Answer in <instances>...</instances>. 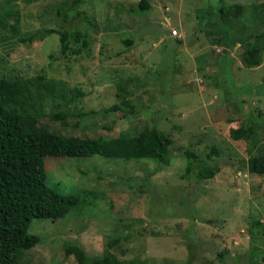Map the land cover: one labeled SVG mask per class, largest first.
Returning a JSON list of instances; mask_svg holds the SVG:
<instances>
[{
  "label": "rangeland",
  "instance_id": "1",
  "mask_svg": "<svg viewBox=\"0 0 264 264\" xmlns=\"http://www.w3.org/2000/svg\"><path fill=\"white\" fill-rule=\"evenodd\" d=\"M63 1L0 0V75L21 78L39 123L62 134L111 138L155 127L172 143L166 164L46 158L47 185L81 203L63 218L31 220L41 241L21 264H79L66 245L100 255L113 238L111 251L134 264H186L190 253L191 264H264V174L247 168L264 148V127L256 123L248 140L229 136L264 119V0H145L144 10L140 0H79L64 24L84 30L89 44L61 56ZM232 4L242 6L239 16L215 17ZM252 40L256 66L242 61ZM121 101L134 111L103 110ZM184 147L217 173L197 180L193 163L187 175Z\"/></svg>",
  "mask_w": 264,
  "mask_h": 264
},
{
  "label": "trees",
  "instance_id": "2",
  "mask_svg": "<svg viewBox=\"0 0 264 264\" xmlns=\"http://www.w3.org/2000/svg\"><path fill=\"white\" fill-rule=\"evenodd\" d=\"M78 1L64 0L56 10L60 28L55 32L59 33L61 56H66L69 51L78 54L89 44L84 30L67 28L64 24L67 21L66 13L74 10ZM139 5L143 10L148 7L145 0H140ZM262 6L264 8V3ZM205 10L202 11V16L205 15ZM215 11V17L221 20L228 15L239 16L242 13V6L220 5ZM224 33L225 42L229 46H234L227 32ZM124 42L130 45L132 40L127 39ZM259 55L260 49L252 40L242 55V61L249 66H256L259 64ZM45 86L51 90L55 89L54 84L46 83ZM24 89L21 78L0 75V264H21L23 251L41 241L40 235L29 231L33 218H63L81 203L80 195L60 194L47 185L46 158L86 157L98 154L105 158H150L166 164L168 159L165 154L172 143L170 137L155 127L143 129L134 136L111 138H82L74 134H62L46 124L39 123L40 116L31 110L23 99ZM103 110L134 111L129 101L113 103ZM256 123L264 127V119L254 123L245 122L236 128H230L229 136L235 140L254 138L258 126ZM182 151L187 160L185 167L187 175L193 163L198 166L197 180L212 178L217 173L216 167L206 166L203 159L192 149L184 147ZM247 168L251 173L264 174V148L248 158ZM258 232L259 230L254 227L253 242L260 240ZM118 239H110L107 248L100 255L86 253L79 244H68L65 251L67 254H73L79 264H134L131 260H119L111 251ZM188 241L189 246L193 244L194 239L190 237ZM257 250L258 248L254 247L251 252ZM189 251L191 252V246ZM191 261L192 253L188 255L186 264H191Z\"/></svg>",
  "mask_w": 264,
  "mask_h": 264
},
{
  "label": "water",
  "instance_id": "3",
  "mask_svg": "<svg viewBox=\"0 0 264 264\" xmlns=\"http://www.w3.org/2000/svg\"><path fill=\"white\" fill-rule=\"evenodd\" d=\"M240 50H242L241 48H239Z\"/></svg>",
  "mask_w": 264,
  "mask_h": 264
},
{
  "label": "built area",
  "instance_id": "4",
  "mask_svg": "<svg viewBox=\"0 0 264 264\" xmlns=\"http://www.w3.org/2000/svg\"><path fill=\"white\" fill-rule=\"evenodd\" d=\"M175 32V31H174Z\"/></svg>",
  "mask_w": 264,
  "mask_h": 264
}]
</instances>
